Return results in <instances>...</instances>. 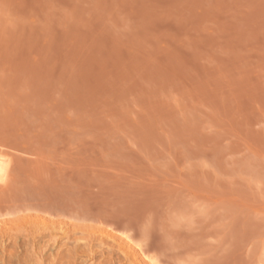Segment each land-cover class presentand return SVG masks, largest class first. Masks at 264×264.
Wrapping results in <instances>:
<instances>
[{"label": "rangeland", "instance_id": "374dc122", "mask_svg": "<svg viewBox=\"0 0 264 264\" xmlns=\"http://www.w3.org/2000/svg\"><path fill=\"white\" fill-rule=\"evenodd\" d=\"M0 160V264H264V0H0Z\"/></svg>", "mask_w": 264, "mask_h": 264}, {"label": "bare ground", "instance_id": "6f19581e", "mask_svg": "<svg viewBox=\"0 0 264 264\" xmlns=\"http://www.w3.org/2000/svg\"><path fill=\"white\" fill-rule=\"evenodd\" d=\"M4 170H5V167H4L3 161L0 160V180H1V178L3 177L2 174H3ZM143 257H144V254H143ZM143 257H142V258H143ZM147 261H148V260H147ZM150 261H151V260H150ZM150 261H149V263H150ZM147 263H148V262H147ZM149 263H148V264H149ZM145 264H146V263H145ZM150 264H152V263H150Z\"/></svg>", "mask_w": 264, "mask_h": 264}]
</instances>
